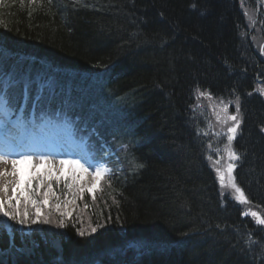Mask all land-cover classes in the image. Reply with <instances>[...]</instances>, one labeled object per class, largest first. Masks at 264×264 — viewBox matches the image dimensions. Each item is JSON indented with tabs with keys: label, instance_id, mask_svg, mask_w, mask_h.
I'll return each instance as SVG.
<instances>
[{
	"label": "trees",
	"instance_id": "obj_1",
	"mask_svg": "<svg viewBox=\"0 0 264 264\" xmlns=\"http://www.w3.org/2000/svg\"><path fill=\"white\" fill-rule=\"evenodd\" d=\"M263 38L254 0H0V68L15 55L19 80L30 66L56 70L41 106L76 112L75 130L95 131L97 155L99 139L123 147L122 171L70 219L45 210L29 235L12 229L7 250L0 214V253L9 252L0 264H264V229L241 214L264 218ZM209 102L241 122L233 147L243 207L220 195L209 166ZM56 185L41 189L59 187L51 204L66 190ZM41 193L25 191L18 218Z\"/></svg>",
	"mask_w": 264,
	"mask_h": 264
},
{
	"label": "rangeland",
	"instance_id": "obj_2",
	"mask_svg": "<svg viewBox=\"0 0 264 264\" xmlns=\"http://www.w3.org/2000/svg\"><path fill=\"white\" fill-rule=\"evenodd\" d=\"M261 1H263V0H261ZM209 110L213 114L212 117L214 119V123L216 124V128L219 131H221V132L227 133L225 137H224V134L216 136V138L219 139V140L217 141V144L215 146L216 150L214 151L216 159H215L214 165H213V172H214V175H215V178H216V182H217V185H218V191H219L221 196H225L226 195V196H228L229 199H231L235 203L242 204V203H244V201L238 198V194L236 193L235 189L233 187H231V185L229 184L228 173H227L228 164L229 163H233L235 165V160L234 161H230L228 159V145H229L228 128L230 126H232L233 124H235V122L228 119V117L230 115H228V111H227V108L225 106L218 105L215 102H209ZM235 116H237V115L235 114ZM240 123L241 122L239 121V125H240ZM50 126H52L51 123L50 124L44 123L40 128L34 129V132H35L34 136H36L37 138H39L41 140H44L49 135H54L55 137H60V135H62L64 132H68L69 131L66 127H62L61 129H55V131H57V133H54L53 128H51ZM216 133H217V131H216ZM237 135H238V128H237V131L235 133L234 139L231 141V150L233 152H234V150H233V142H234L235 138L237 137ZM34 161L35 162H40L38 158H34ZM216 161H219V163H216ZM43 162L47 163L46 165L49 166V161H43ZM10 165H11V163L0 164V170L1 169H9ZM49 168H51V166H49ZM218 171H219V173H222L224 175V177H225L223 186L221 185V182L219 180ZM233 171H234V169H233ZM233 171H232V182L236 185V187L239 188V186L236 184V182L234 180ZM69 172L72 173V169L71 168H70ZM82 172L89 173L88 171H81V173ZM82 182L83 181L79 182V184H77V187H79ZM82 188L84 189L83 186H82ZM82 191H85V190H82ZM68 207H67V210H68ZM72 207L75 208V202L72 205ZM253 213H255L256 215H253ZM242 216H247V217L251 218L252 221L256 225H260V223L257 222L258 219H261V215L259 213H257V212H248V211L244 210L242 212ZM25 230H27V228Z\"/></svg>",
	"mask_w": 264,
	"mask_h": 264
},
{
	"label": "snow or ice",
	"instance_id": "obj_3",
	"mask_svg": "<svg viewBox=\"0 0 264 264\" xmlns=\"http://www.w3.org/2000/svg\"><path fill=\"white\" fill-rule=\"evenodd\" d=\"M28 2L31 3H35L36 0H28ZM264 94V93H262ZM237 111H239V109L237 108ZM229 120L234 121L235 124H233L232 126H230L228 128V141H229V145H228V159L230 161H234V160H238L239 157L231 150V141L234 139L235 133L237 131V128L239 127V120L238 117L233 115V116H229L228 117ZM46 159V158H44ZM32 160V156L30 155H24L21 156L19 159H13L11 161L12 164V172L11 173H6L3 171H0V176H5V175H17L16 172V166L18 164H22V163H28ZM43 162V161H42ZM9 163L8 159L5 156H0V164H7ZM65 163V161H61V164ZM71 163L75 164L77 167H81L83 168L84 166L82 164H80L79 160L76 161H71ZM216 163H219V161H216ZM235 165L233 163H229L227 166V173H228V181L229 184L231 185V187H233L236 191V193L238 194V198L243 200L245 203H247L246 198L244 197V194L241 192V190L236 187V185L232 182V171L234 169ZM85 171H87V169H84ZM108 172L107 169H102L97 167L96 171H95V176L99 177L102 175H106ZM218 175H219V180L221 182V185H224V175L222 173H219L218 171ZM0 190H2L5 193V200L4 201H0V214H2L4 217H7L9 220H13L16 221L18 224H26L27 220L23 219V218H18L16 213L14 211H12V200L10 198H7V191H8V186L7 184H5L2 188H0ZM5 205H7V207H5ZM253 215H256L255 213H253ZM260 224H264V219H258L257 221ZM32 223H36V220L34 219L32 221ZM44 223H50L49 220H45ZM59 227L63 228L64 227V222L63 220H61L58 224ZM93 232L96 231L95 228L92 229ZM80 235H83V232L80 233Z\"/></svg>",
	"mask_w": 264,
	"mask_h": 264
},
{
	"label": "bare ground",
	"instance_id": "obj_4",
	"mask_svg": "<svg viewBox=\"0 0 264 264\" xmlns=\"http://www.w3.org/2000/svg\"><path fill=\"white\" fill-rule=\"evenodd\" d=\"M63 141L64 140H66V136H64L63 138H61ZM47 146V148L48 149H51L52 148V146L51 145H49V144H47L46 145ZM16 153V152H15ZM16 156H20V155H16ZM97 167H99V168H101V166H97ZM96 167V168H97ZM96 168H95V170H94V174H93V177L90 179V180H87L86 182H85V186H86V188L88 189V191L89 192H93L94 191V189H95V185L97 184V181H98V179H99V177H97V176H95V171H96ZM11 177H9V176H7V175H5V176H2V178H0V188H2L5 184H7V186H8V191H7V198L8 197H10V196H12V194H16L17 193V185H16V179L15 178H13V179H10ZM11 186H13L14 187V189L11 191V192H9L10 190V187ZM0 200L1 201H4L5 200V193L2 191V190H0ZM184 238V237H183ZM161 240H155V241H153V243H158V242H160ZM165 244V242H162V244H160V245H164Z\"/></svg>",
	"mask_w": 264,
	"mask_h": 264
}]
</instances>
